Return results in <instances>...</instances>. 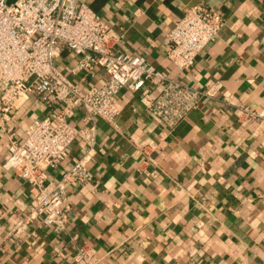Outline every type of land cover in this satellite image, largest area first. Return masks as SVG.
Returning <instances> with one entry per match:
<instances>
[{"label": "crops", "instance_id": "1", "mask_svg": "<svg viewBox=\"0 0 264 264\" xmlns=\"http://www.w3.org/2000/svg\"><path fill=\"white\" fill-rule=\"evenodd\" d=\"M119 35L114 49L141 55L166 77L206 92L173 128L139 102L141 91L118 93L114 126L96 120L87 170L88 184H69L66 229L55 232L38 220L23 229L33 200L29 184L0 171V264H78L80 246L95 251L99 264H264V121L242 108L264 106V0H80ZM205 4L223 19L214 40L179 72L166 58V36L192 6ZM62 49L55 66L80 89L99 86L102 70L77 68ZM160 86L144 90L156 95ZM26 97L0 126V163L8 138L24 137L33 120L54 116ZM84 110L69 121L83 127ZM151 140L149 157L134 145ZM88 151L75 137L67 157L46 171L55 180Z\"/></svg>", "mask_w": 264, "mask_h": 264}, {"label": "built area", "instance_id": "2", "mask_svg": "<svg viewBox=\"0 0 264 264\" xmlns=\"http://www.w3.org/2000/svg\"><path fill=\"white\" fill-rule=\"evenodd\" d=\"M223 25L218 11L205 4L190 7L166 36V58L179 71L191 67L196 56L217 36ZM119 35L80 0H0V126L10 120L17 104L28 96L48 106L59 104L54 116L33 120L19 142L8 138V155L0 171H12L30 187L33 204L23 229L38 220L55 232H62L70 212L69 184H88L87 161L94 142L96 120L114 126L120 112L118 93L141 91L139 102L164 126L173 128L210 94L190 84L166 77L144 56L116 51ZM62 49L70 50L77 68L98 69L106 75L99 86L82 90L54 64ZM160 86L156 95L144 90ZM75 108L84 110L83 127L75 129L69 116ZM250 119L264 121L259 111L242 108ZM75 137L88 151L75 160L59 178L47 180L46 171L67 157ZM155 143L149 139L134 145V154L149 157ZM78 264H99L94 250L80 246L73 254Z\"/></svg>", "mask_w": 264, "mask_h": 264}]
</instances>
